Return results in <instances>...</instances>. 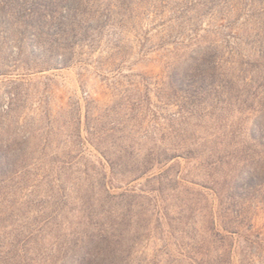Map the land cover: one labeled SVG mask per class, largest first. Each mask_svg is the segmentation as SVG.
Here are the masks:
<instances>
[{
  "label": "rangeland",
  "instance_id": "rangeland-1",
  "mask_svg": "<svg viewBox=\"0 0 264 264\" xmlns=\"http://www.w3.org/2000/svg\"><path fill=\"white\" fill-rule=\"evenodd\" d=\"M0 264H264V0H0Z\"/></svg>",
  "mask_w": 264,
  "mask_h": 264
}]
</instances>
